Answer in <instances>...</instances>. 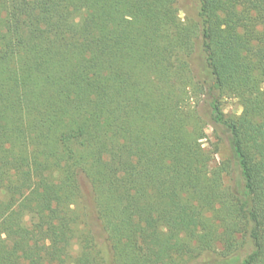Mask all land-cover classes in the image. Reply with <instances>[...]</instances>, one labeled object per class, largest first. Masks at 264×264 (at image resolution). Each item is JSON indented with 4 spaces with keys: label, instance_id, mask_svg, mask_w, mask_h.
<instances>
[{
    "label": "trees",
    "instance_id": "trees-1",
    "mask_svg": "<svg viewBox=\"0 0 264 264\" xmlns=\"http://www.w3.org/2000/svg\"><path fill=\"white\" fill-rule=\"evenodd\" d=\"M196 2L0 0V264H264V0Z\"/></svg>",
    "mask_w": 264,
    "mask_h": 264
},
{
    "label": "rangeland",
    "instance_id": "rangeland-1",
    "mask_svg": "<svg viewBox=\"0 0 264 264\" xmlns=\"http://www.w3.org/2000/svg\"><path fill=\"white\" fill-rule=\"evenodd\" d=\"M177 7L179 9V18L181 20H192L196 16L197 12V2L196 0H177ZM192 69L194 73L198 74L202 69V61L200 58V53L196 51L195 58L192 63ZM221 110L225 117H236L239 116L241 113V106L239 102L232 98V97H226L221 100ZM205 134L206 138L201 142L202 146L213 152L212 155V163L211 166L215 164L224 163L229 159V151L227 142L222 137L221 133L219 131L214 132L209 126L205 128ZM87 186L85 187V189ZM85 201V200H84ZM86 204V206H85ZM88 201L83 204V201L79 202V208L81 210H84L85 213H87V224L94 235L96 242L99 244H102L103 242V236L102 231L99 222L97 221L94 214L89 210ZM85 207H84V206ZM251 250L250 245H246L245 248L240 253V258L242 259L246 254H248ZM217 251L214 252H203V253H197L193 256L184 257V259L181 261L180 264H224V260L221 257L220 253ZM78 252L77 246L74 245L71 250L72 256H76Z\"/></svg>",
    "mask_w": 264,
    "mask_h": 264
}]
</instances>
